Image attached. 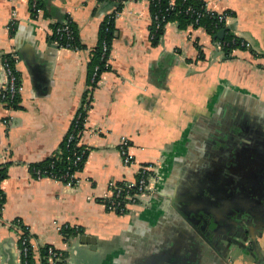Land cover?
<instances>
[{
  "label": "crops",
  "instance_id": "1",
  "mask_svg": "<svg viewBox=\"0 0 264 264\" xmlns=\"http://www.w3.org/2000/svg\"><path fill=\"white\" fill-rule=\"evenodd\" d=\"M41 1L47 14L32 16L29 0H0V63L14 56L22 86L19 109L0 103V163H9L0 183V264L19 263L17 223L28 230L35 252L50 245L61 253V264H264V235L255 242L257 257L248 253L247 241L222 257L180 212L188 193L210 191V126L221 125L216 113L239 108L244 98L264 108V0H203L211 12L234 13L225 28L248 45L228 60L203 28L182 30L176 22L167 23L160 44L151 46L148 1L118 0L112 69L102 73L92 95L80 139L89 154L75 186L37 180L29 165L55 153L80 107L101 7L98 0ZM65 18L76 24L85 49L48 40L51 27ZM123 138L130 167L122 163ZM145 164L156 167L152 193L125 215L107 211L100 200L108 184L133 179ZM189 206L187 217L193 210L210 215L206 207ZM65 225L83 234L64 240L57 226ZM82 236L95 245L81 243Z\"/></svg>",
  "mask_w": 264,
  "mask_h": 264
},
{
  "label": "trees",
  "instance_id": "2",
  "mask_svg": "<svg viewBox=\"0 0 264 264\" xmlns=\"http://www.w3.org/2000/svg\"><path fill=\"white\" fill-rule=\"evenodd\" d=\"M33 1H36V8L34 10L30 8V10L32 11V16H35L41 10L44 11V14L46 15L47 12L42 1L29 0L30 5H32ZM145 1H148L149 3V12L151 18V24L149 27V39L151 46L153 47H156L160 44L162 36L164 34V27L169 22H176L178 28L182 30L187 29V27L189 26L194 29L203 28L204 31L208 35H210L213 40L218 31L225 28L226 23H220L218 21L217 13H206L205 2L203 0ZM170 1H173L174 3L172 7L169 6ZM112 2L113 4L111 10L105 15H102V20L98 28L97 42L90 52V59L86 66L87 90L83 93L80 107L77 110L76 115L72 120L66 135L60 142L55 153L38 163L29 165V171L33 178H36L37 172H39L42 178H50L65 185L75 186L77 183L75 174L82 171L89 154V149L86 146L80 144V139L83 131L85 130L87 113L91 107L92 95L94 90L98 87L100 76L102 75V73L111 71L112 69L111 65L109 64V55L112 51L113 42L117 38L115 14L120 12L122 9V3L118 0H98L99 7ZM225 14L230 17L234 16V13L231 12H225ZM156 16L159 19L157 23L154 22ZM197 16H199V18H197ZM62 24L69 25L70 30L72 31L70 39H68L65 34L62 36L56 35V27ZM14 29L15 23H11L9 26L10 35L13 34ZM48 40L50 41V43H56V46L58 48H65L73 51L85 49L84 45L80 41L76 24L71 22L68 18H65L62 22L51 27V34L48 36ZM221 44L224 53V59L227 60L233 58V52L235 50H247L246 43L242 39L234 36L230 31L225 32L224 38L221 40ZM104 47H106L107 49L106 52L103 51ZM197 48L199 50V59L204 60V53L198 46ZM4 59L6 60V63L12 74L19 81V75L14 69V60L11 58V55H4ZM17 103L18 99H16L11 105H9V108L19 109ZM218 112L214 116L216 118L213 117V119L221 120L223 118L225 113H223V111H220V113ZM8 167L9 163H0V183L7 177ZM116 186L123 191L127 190L124 183H116ZM136 191L137 190L133 188L129 192L133 193ZM202 195H204L207 199H201V197H203ZM186 199V206H189L191 203L195 208L200 209L205 207L207 208L206 205L210 203V195L205 194V192L196 194L188 193ZM4 204L5 196L0 188V217ZM191 208L192 207H190V209ZM193 212L197 213L195 210H193ZM191 215L192 218H195L193 217L195 215ZM20 229L24 234L22 238H26V240H28L26 244V252L21 254V264H48L47 259L49 257V250L55 252L58 251L50 245H44L42 247H39L37 252H35L29 243L31 240V236L28 230L23 226H20ZM62 234L64 240H68L72 237H78L82 235L83 231L81 228L67 227L62 230ZM18 247L22 248V246L20 245V241L18 242Z\"/></svg>",
  "mask_w": 264,
  "mask_h": 264
},
{
  "label": "flooded vegetation",
  "instance_id": "3",
  "mask_svg": "<svg viewBox=\"0 0 264 264\" xmlns=\"http://www.w3.org/2000/svg\"><path fill=\"white\" fill-rule=\"evenodd\" d=\"M237 104L223 111L221 125L210 126V218L199 213L192 222L199 229L208 223L210 250L222 257L242 241L257 257L255 242L264 235V108L246 98Z\"/></svg>",
  "mask_w": 264,
  "mask_h": 264
},
{
  "label": "built area",
  "instance_id": "4",
  "mask_svg": "<svg viewBox=\"0 0 264 264\" xmlns=\"http://www.w3.org/2000/svg\"><path fill=\"white\" fill-rule=\"evenodd\" d=\"M173 5H174L173 1H170L169 6L172 7ZM30 8H32L33 10L36 8V1L32 2ZM205 11L208 14L213 13L207 9L206 3H205ZM12 14L13 15H12L11 23H15L16 13L13 12ZM118 14L119 12L115 14V19L118 16ZM229 17L230 16L226 15L225 13H217V18L220 23L221 22L226 23ZM197 18H199V16H197ZM158 20L159 19L156 16L154 22L157 23ZM55 33L57 36H62L65 34L68 39H70L72 35V31L70 30L68 24H62L60 26H57L55 29ZM54 44L56 45V43ZM246 47H248L247 44ZM216 48L219 51H223L221 41L218 40L216 41ZM103 51L104 52L107 51L106 47H104ZM11 58L14 60L13 55H11ZM0 71L3 76L0 82V103L4 105L7 109H10L9 105H11L16 99L19 98V95L22 90V86L20 84V81H18V79L12 74L11 70L9 69L6 60L4 59V56L1 57ZM128 148H129V142L126 138H123L119 143V150L122 157V163L126 167H130L133 163L132 158L128 154ZM155 174H156V167L154 164L141 165L138 168L133 179H125L119 182L125 184L127 189L126 191H123L122 189L118 188L116 186L117 182L109 183L107 193L104 196V198L101 199V203L105 206L107 211L113 212L115 214L119 213L117 215H125L128 212L130 206L135 205L136 203H138V201H140L142 197H145L149 193H152ZM35 179L40 180L43 178L40 176V173L37 172V177ZM133 188L137 191L133 193L129 192ZM16 227L19 228V234H20L18 242L20 241V245L22 246V248L18 247V253L20 256L18 264H21V254L26 252L27 249L26 244L28 240H26V238L24 239L22 238L24 234L23 231L20 229L19 223L16 224ZM67 227L68 226L66 225L57 226V230L60 233V235L63 236L62 230ZM62 261L63 259L60 252L49 250V257L47 259L48 264H61Z\"/></svg>",
  "mask_w": 264,
  "mask_h": 264
},
{
  "label": "water",
  "instance_id": "5",
  "mask_svg": "<svg viewBox=\"0 0 264 264\" xmlns=\"http://www.w3.org/2000/svg\"><path fill=\"white\" fill-rule=\"evenodd\" d=\"M110 7H111V5H107V4L103 5L101 7L99 13L101 15H105L109 11ZM228 30H229V28L226 27V28L218 31V33L214 36V40L221 41L224 38L225 32L228 31ZM219 55L224 57L223 51H220ZM202 196L203 197H201V199H207L204 195H202ZM186 210H190V207L189 206H186V207H184V209H181V211H180L183 216H186L184 219L189 223V225L192 227V229H194L196 231V233L200 237V240L202 242H204L207 246H210V241L208 239V237L210 235V229H209V227H207L208 226V223H206L200 229L197 228L196 225L198 223L197 224L196 223L193 224L192 219H191L192 217H187L188 216V213L186 212ZM191 214L195 215L196 213L192 211ZM190 216H192V215H190ZM199 217H197V218H199ZM199 222H201V221H199ZM81 243L86 244V245H92V246L95 245V241L93 239H90L89 237H85V236H82L81 237Z\"/></svg>",
  "mask_w": 264,
  "mask_h": 264
}]
</instances>
